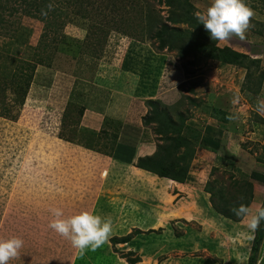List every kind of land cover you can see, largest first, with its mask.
Segmentation results:
<instances>
[{"label":"rangeland","instance_id":"obj_1","mask_svg":"<svg viewBox=\"0 0 264 264\" xmlns=\"http://www.w3.org/2000/svg\"><path fill=\"white\" fill-rule=\"evenodd\" d=\"M36 2L53 9L43 8L46 17L35 9L24 15L23 4L11 1L0 30V64L35 66L22 106L13 90L0 93V239L24 241L8 264H130L137 257L136 264H246L248 217L217 215L205 188L224 189L249 215L262 204L264 184L249 174L264 173V114L256 111L264 101V0H244L255 12L245 41L218 43L246 54L249 63L258 60L248 69L156 49L154 32L162 23L173 26L164 2ZM189 3L195 17L212 0ZM37 51L52 55L50 63L39 61ZM148 100L171 107L172 118L183 114L179 101L189 109L191 131L183 135L194 156L183 184L136 167L165 143L156 123H143L151 115ZM57 208L62 219L82 212L111 219L109 241L81 256L49 227ZM125 236L128 243L112 242ZM262 259L264 241L257 264Z\"/></svg>","mask_w":264,"mask_h":264},{"label":"trees","instance_id":"obj_2","mask_svg":"<svg viewBox=\"0 0 264 264\" xmlns=\"http://www.w3.org/2000/svg\"><path fill=\"white\" fill-rule=\"evenodd\" d=\"M15 2H20L23 4V14L31 15L32 10L34 12L41 13V10L44 8V3L39 4L36 0H0V30L4 28L6 21L4 20V12L7 9V5ZM158 3L164 2L167 7L170 9V14L167 17V21L173 24L172 27L168 24L162 23L159 26V29L154 32L153 38L158 40L157 48L162 51L167 49L169 51H176L177 55L183 60L194 57L197 54H201L204 58L218 61L222 65H232V66H253L258 64V60L253 59L251 62L245 61L248 56L244 53H241L235 49H232L229 46H222L216 41H211L208 33L204 30L203 26L198 24L197 19L192 15L193 8L189 3V0H153ZM146 2V1H145ZM11 9V8H10ZM32 9V10H31ZM14 11V9H11ZM62 11L58 13V16H62ZM156 19L152 20L149 31L153 32ZM182 24L186 25L189 29L181 30L176 28L175 25ZM49 27V24H48ZM191 27L193 31H191ZM56 40V39H55ZM65 39H62V42ZM39 47H42L41 45ZM37 47V48H39ZM47 45H43V48L46 49ZM42 50V49H41ZM43 51V50H42ZM38 52V51H37ZM42 52H38L36 57L41 58V60L50 63L52 55L46 56L45 58L40 57ZM40 61V60H39ZM247 62V63H246ZM190 65H194V60L188 62ZM0 67L8 76H2L0 72V93L7 89L14 91L15 102L18 105L22 106L25 98L28 95V91L31 86L35 74V66L30 63L15 61V64L9 63L0 64ZM13 67V69H12ZM159 73V72H158ZM189 74L188 72H186ZM251 73H247V81L251 82ZM263 74H261V77ZM190 92H193L190 89ZM192 104L193 101L190 100ZM179 103V104H178ZM176 103V108L182 110L181 113H177L174 118L170 115L171 107L166 108L162 106L161 103L148 100L147 104L152 109L151 115L143 118V123L148 126L152 123H156L155 132L160 139L165 141L164 144L158 147L157 151L148 157H143L138 159L136 167L152 176L168 179L179 184L187 182L189 175V166L194 156V151L192 148V142L186 138L183 133L184 131H191V128L186 125L187 120L191 117L189 115V109H182V102L179 101ZM178 104V105H177ZM181 104V105H180ZM199 105V104H195ZM169 110V111H168ZM221 111V110H220ZM7 112L4 111L2 117ZM186 113V114H185ZM6 117V116H5ZM177 118V119H175ZM175 121H174V120ZM14 131H10L8 136H12ZM117 136L114 137V139ZM183 148V152L181 151ZM191 148V149H190ZM180 151L182 152L181 154ZM176 154H179L176 156ZM244 166V165H243ZM249 170L251 171L253 165H248ZM215 170V169H214ZM249 177L254 181H257L261 184H264V173H258L256 171H251ZM205 192L210 194V203L212 209L222 217L238 221L239 217L235 216L232 209L239 206V201L232 203L230 199L224 194V189H216L213 186H206ZM251 198V196H250ZM202 206L208 208V204L205 201H202ZM264 205V191H263V200L262 204ZM130 240L129 236L122 237L120 239H112V242L115 244L128 243ZM264 241V222L261 223L259 230L255 232L252 237V244L250 248V253L247 258L246 264H257L258 257L260 255L261 245ZM139 261V257L136 259L130 260V264H136ZM262 259L260 264L263 263Z\"/></svg>","mask_w":264,"mask_h":264},{"label":"clouds","instance_id":"obj_3","mask_svg":"<svg viewBox=\"0 0 264 264\" xmlns=\"http://www.w3.org/2000/svg\"><path fill=\"white\" fill-rule=\"evenodd\" d=\"M47 9L51 11L53 5L49 3ZM47 11L41 10L42 16H47ZM198 24L202 25L211 41L226 43L233 38L240 41L247 39L246 33L251 27V19L255 16L252 8L244 0H212L205 12L194 13ZM238 97L233 103L238 102ZM257 113L264 114V101L257 102ZM233 117H229L232 119ZM243 199V197H241ZM55 219L49 227L61 237L69 240L73 248L83 256L86 250L96 251L105 245L112 234L111 219H102L99 215L82 212L69 218L62 219L60 209L51 210ZM237 217H248L247 228L255 234L264 222V205H259L255 213L250 214V208L244 204L232 209ZM24 241L13 237L7 240L0 239V264H8L12 259L19 257Z\"/></svg>","mask_w":264,"mask_h":264},{"label":"crops","instance_id":"obj_4","mask_svg":"<svg viewBox=\"0 0 264 264\" xmlns=\"http://www.w3.org/2000/svg\"><path fill=\"white\" fill-rule=\"evenodd\" d=\"M220 44H221V43H220ZM196 106H197V105H196ZM142 171H143V170H142ZM146 173H147V172H146ZM149 175L152 176L151 174H149ZM164 180H165V179H164ZM199 206L203 207V206H202V203H200ZM204 208H205V207H204ZM209 208H210V207L208 206V208H205V209L210 213ZM216 214H217V213H216ZM217 215H219V214H217ZM221 217H222V216H221ZM224 219H225V218H224Z\"/></svg>","mask_w":264,"mask_h":264}]
</instances>
